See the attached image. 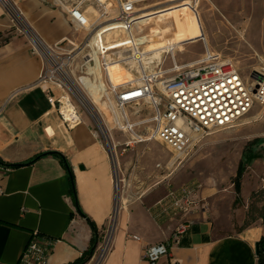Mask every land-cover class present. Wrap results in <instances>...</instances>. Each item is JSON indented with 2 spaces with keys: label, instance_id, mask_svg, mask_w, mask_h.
I'll use <instances>...</instances> for the list:
<instances>
[{
  "label": "crops",
  "instance_id": "1",
  "mask_svg": "<svg viewBox=\"0 0 264 264\" xmlns=\"http://www.w3.org/2000/svg\"><path fill=\"white\" fill-rule=\"evenodd\" d=\"M15 2L47 44L69 36L70 28L53 0ZM40 69V60L29 53L26 39L16 33L0 6V264H17L31 239L47 244L48 264L71 263L90 247L89 222L96 227L98 243L113 214L100 264H144V248L159 242L171 246L158 264H257L254 248L264 229L260 216L248 221L247 206L251 194L264 189V114L254 126L258 135L249 140H258L250 147L256 155L253 175L243 173L239 203L233 206V188L209 199L200 191L198 211L172 244L183 218H155L156 203L170 188L161 184L166 178L146 187L151 175L146 170L140 185L133 186L134 176L127 170L132 156L115 159L85 119L72 129L62 126L36 87ZM48 152L65 158L72 179L52 156L25 165ZM17 164L24 165L9 166Z\"/></svg>",
  "mask_w": 264,
  "mask_h": 264
},
{
  "label": "built area",
  "instance_id": "2",
  "mask_svg": "<svg viewBox=\"0 0 264 264\" xmlns=\"http://www.w3.org/2000/svg\"><path fill=\"white\" fill-rule=\"evenodd\" d=\"M146 1L149 0H53L70 33L83 35L80 42L67 36L53 44H47L21 19L11 0H0V6L11 26L26 39L29 53L40 60L36 87L62 126L72 129L79 125L82 111L90 115L74 83L82 76L94 80L88 72H97L102 77L101 85L97 82L99 97L113 128L127 136L124 149L154 141L172 154L174 162H181L211 133L236 127L256 107L258 114H264V60L245 76L231 58L209 50L204 42L203 53L191 62L178 64L177 52L171 48L162 50L159 60L152 59L143 53L145 43L139 41L142 35L135 31L139 11L148 6L143 5ZM164 1L167 0H155ZM198 1L189 0L193 6ZM107 33L111 34L108 42ZM166 62L169 67L163 69ZM116 64L134 75L133 80L112 84L109 69ZM133 107H141L144 115L139 118L140 112H133L137 119L131 120L126 109ZM261 183L264 187V180ZM200 191L201 185L196 182L170 187L156 203L155 218H183L171 236L172 244L177 243L179 234L198 211ZM113 217L114 214L108 218V228L96 244L91 264H100L105 256ZM170 246L166 242L146 246L142 253L144 264H158L168 256ZM49 253L47 244L31 239L17 264H48Z\"/></svg>",
  "mask_w": 264,
  "mask_h": 264
},
{
  "label": "rangeland",
  "instance_id": "3",
  "mask_svg": "<svg viewBox=\"0 0 264 264\" xmlns=\"http://www.w3.org/2000/svg\"><path fill=\"white\" fill-rule=\"evenodd\" d=\"M11 2L19 9L21 19L31 27L23 8L15 0ZM154 2L155 0H149L143 5ZM196 5L194 8L208 33L209 39L206 42L208 49L231 58L245 76L256 69L259 61L264 60V0H199ZM135 31L136 35L147 33L146 28H136ZM16 33L18 34L17 31ZM82 36L79 33L69 34V37L76 42H80ZM203 47L204 44L201 41L185 45L184 52L175 53L176 62L182 64L195 60L203 53ZM168 67L169 62L162 65L163 69ZM259 111L256 107L246 120L234 128L211 133L202 139L184 160L174 162L170 168L168 163L174 158L159 143L151 141L125 150L123 142L127 136L113 128L110 123L105 124L107 129L112 128L106 134L99 129L88 112L82 111L81 115L92 125L103 145L108 150H112L115 159L127 155L134 158L132 161H127L130 166L127 170L134 176L133 186L140 185L142 173L148 170L151 175L146 180V187L153 188L162 178H166L161 181L165 187H178L196 182L201 185L203 196L209 199L211 196H221V194L224 196L227 190L233 188L232 180L239 161L243 163L244 172H248L250 176L253 175L252 164L256 155L250 147L246 146V143L258 135L254 126L261 120L262 114H258ZM100 112L97 113L100 119L104 123L106 120L108 122L110 119L108 113L102 108ZM126 112L131 120L137 119L133 112H140L139 118L144 115L141 113V107L128 108ZM156 164H160V167H155ZM263 197L264 189L251 194L247 206L248 221H253L260 216ZM224 203L225 199H221L220 204Z\"/></svg>",
  "mask_w": 264,
  "mask_h": 264
},
{
  "label": "bare ground",
  "instance_id": "4",
  "mask_svg": "<svg viewBox=\"0 0 264 264\" xmlns=\"http://www.w3.org/2000/svg\"><path fill=\"white\" fill-rule=\"evenodd\" d=\"M161 4H165V6L158 7ZM196 6L190 5L189 0H167L161 3H152L141 9L139 17H137V28L147 29V33L139 37V41L145 43L143 53L152 59L159 60L162 50L171 48L181 53L184 52V46L187 44H196L199 41L208 42V33L203 27L202 19L194 8ZM212 7L218 11L214 5ZM110 35L109 33L105 35L106 42L109 41ZM116 36L114 35L113 38H117ZM92 74L94 75V80L88 76H82L74 84L85 100L86 108L90 115L94 117L99 129L107 134L108 130L112 128L107 129L105 124L110 123L113 126L112 119L110 118L108 122L106 120L104 123L97 114V110H101V108L106 111L105 105L100 100L97 85V82L101 85L102 77L97 72H88V75ZM109 76L112 84L116 86L125 80H133L134 77L130 72L123 71L117 64L109 69ZM61 131L65 134L62 126ZM173 164L174 159L168 163V167H172ZM107 245L108 239L106 247Z\"/></svg>",
  "mask_w": 264,
  "mask_h": 264
},
{
  "label": "trees",
  "instance_id": "5",
  "mask_svg": "<svg viewBox=\"0 0 264 264\" xmlns=\"http://www.w3.org/2000/svg\"><path fill=\"white\" fill-rule=\"evenodd\" d=\"M257 142H258V140L254 139V140L248 142L246 144V146L247 147H251V146L255 145ZM45 156H52V157L57 158L61 162L63 167L67 170V172H69L70 178L72 179V175L70 173V170H69V167H68V164H67L65 158L61 154H59L57 152H48V153H43V154L36 155L31 160H29L27 163H25V165L26 164H32L35 161H37L38 159H40L42 157H45ZM21 165H24V164L9 165V166L10 167H18V166H21ZM243 172H244L243 163H242V161H239L238 165H237V168H236V171H235V176H234V178L232 180L233 190H234V193H235V199H234V202H233V206L238 204L239 201H240L239 193H240L241 177L243 175ZM71 192H72V194L74 196L75 192H74V187H73L72 184H71ZM260 218L262 220V225H263V229H264V201H263L262 211L260 213ZM89 226H90L91 231H92V237H91L89 249L86 252H84L78 259H76L75 261H73L71 263H68V264H86L91 259L92 255H93V252H94V250L96 248V244H97V241H98V236H97V230H96L95 225L93 223L89 222ZM258 244H259V254H258L257 258H256L257 259V264H264V234L261 236L260 240L258 241Z\"/></svg>",
  "mask_w": 264,
  "mask_h": 264
},
{
  "label": "water",
  "instance_id": "6",
  "mask_svg": "<svg viewBox=\"0 0 264 264\" xmlns=\"http://www.w3.org/2000/svg\"><path fill=\"white\" fill-rule=\"evenodd\" d=\"M255 250V256L257 257L258 256V254H259V244L257 243V244H255V248H254Z\"/></svg>",
  "mask_w": 264,
  "mask_h": 264
}]
</instances>
